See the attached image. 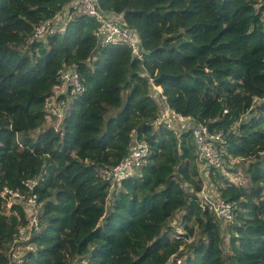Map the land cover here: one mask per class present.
<instances>
[{"label":"trees","instance_id":"trees-1","mask_svg":"<svg viewBox=\"0 0 264 264\" xmlns=\"http://www.w3.org/2000/svg\"><path fill=\"white\" fill-rule=\"evenodd\" d=\"M69 3L0 0V191L36 194L40 212L21 264H264V0H98L140 36L142 61L102 44L97 21L68 15ZM54 18L59 27L28 42ZM64 65L77 67L86 90L55 98V107L65 101L59 120L46 104ZM164 103L229 131L226 160H253L248 186L211 174L237 205L224 227L199 203L191 131L158 121ZM132 134L150 156L113 189L97 167L116 165ZM25 213L21 204L0 210V264ZM176 214L191 242L173 237Z\"/></svg>","mask_w":264,"mask_h":264},{"label":"built area","instance_id":"built-area-1","mask_svg":"<svg viewBox=\"0 0 264 264\" xmlns=\"http://www.w3.org/2000/svg\"><path fill=\"white\" fill-rule=\"evenodd\" d=\"M66 12L70 16L86 15L96 20L98 26L95 35L102 44L124 45L130 49L134 58L139 60L143 58L140 37L133 30L122 26L123 19L120 15L102 11L98 6V0H70ZM54 22V19L47 20L36 26L35 32L28 38V42H32L46 33H51L54 30V27H52ZM57 74L60 87L54 90L56 97L51 100L48 98L46 110L51 115L61 117V107L65 105V101L59 100L55 107L53 106L54 102H56L55 98L63 94L68 97L80 96L85 91V87L80 80L76 66L64 65ZM160 112L158 121L165 124L168 128H175L178 131H191L197 155V164L205 179L223 167L224 160L222 153L227 145L229 131H212L203 122L179 114L170 109L166 104L161 107ZM149 156L150 149L148 145L145 142H139L135 138H132L128 152L122 160L110 168L97 167L98 175L102 180L107 181L112 188L115 186L119 187L121 180L132 176L136 169L145 165ZM36 184L37 179H30L24 182V185L29 190H32ZM212 191V189L207 191L202 189L199 194L201 203L212 210L219 220L227 224L232 220V212L235 205L232 202L219 198ZM0 196L2 197L1 206L3 210L8 211L12 204H21L25 208L29 218L28 223L18 229V236L13 241L9 251V264H21L24 248L29 249V246H23L21 242L27 239L30 233L38 231V216L40 212L38 211L37 196L32 193L27 196L22 195L18 191H14L8 187H3ZM177 231L175 239H181L186 242L191 241L190 238L183 237L180 230L177 229ZM176 262L180 264L181 259H177Z\"/></svg>","mask_w":264,"mask_h":264},{"label":"rangeland","instance_id":"rangeland-1","mask_svg":"<svg viewBox=\"0 0 264 264\" xmlns=\"http://www.w3.org/2000/svg\"><path fill=\"white\" fill-rule=\"evenodd\" d=\"M59 23L62 24V22L60 21H55L52 24V27H56V26L59 27L60 26ZM42 40H45V39H42ZM47 124H49V122H47ZM223 160H224V164H223V167L221 168V171H222L221 173L228 179V181L232 182L235 185L248 186L249 177L247 174V169L253 160L249 158L243 160V158H239V157L231 158L229 160H226L224 158ZM205 182L208 187L214 188L213 186H210L208 181L205 180ZM179 217L180 215L176 214V217L170 220L169 224L174 226V231H175V228H179L183 230ZM222 226L224 227V224H222Z\"/></svg>","mask_w":264,"mask_h":264},{"label":"clouds","instance_id":"clouds-1","mask_svg":"<svg viewBox=\"0 0 264 264\" xmlns=\"http://www.w3.org/2000/svg\"><path fill=\"white\" fill-rule=\"evenodd\" d=\"M66 8H67V6H66ZM66 8H65V10H66ZM116 15H118V14H116ZM120 16H121V15H120ZM121 17H122V16H121ZM57 18H58V17H57ZM57 18H54V21H56ZM50 20H52V19H50ZM139 37H140V36H139ZM140 39H141V38H140ZM127 48H128V47H127ZM128 49H129V48H128ZM129 50H130V49H129ZM130 52H131V51H130ZM131 55H132V54H131ZM132 57H133V55H132ZM133 58H134V57H133ZM135 59H136V58H135ZM142 59H143V58H142ZM142 59H140V60L137 59V60L142 61ZM81 82H82V81H81ZM84 87H85V86H84ZM158 87H159L160 89H158ZM152 88L155 89V90H157L158 93L161 94V92H162V88H161V86H155V85H153ZM85 90H86V88H85ZM84 92H85V91H84ZM84 92H83V93H84ZM80 96H81V95H80ZM80 96H76V97H72V96H71V97H68V96H67V98H68V99L70 100V102H71V101L74 100V99H78ZM162 98H164V97L162 96ZM165 104H166V103H164V105H165ZM164 105H163V106H164ZM166 105H167V104H166ZM61 112H62V111H61ZM224 112H226V111H224ZM179 114H180V113H179ZM50 115H51V114H50ZM182 115H183V114H182ZM53 116H55V115H53ZM184 116H185V115H184ZM55 117L58 118V119L60 120V119L63 117V113H62L61 117H58V116H55ZM188 117H190V116H188ZM175 130H176V129H175ZM177 131H178V130H177ZM182 131H187V130H182ZM191 134H192V133H191ZM132 138H135V137H134V134H132ZM139 142H144V141H139ZM146 144H147V143H146ZM194 146H195V145H194ZM195 151H196V150H195ZM196 156H197V155H196ZM222 158H223V157H222ZM223 159H224V158H223ZM121 160H122V159H121ZM121 160H120V161H121ZM120 161H119V162H120ZM119 162H118V163H119ZM118 163H117V164H118ZM197 165H198V164H197ZM113 166H115V165H113ZM142 166H143V165H142ZM111 167H112V166H111ZM109 168H110V167H109ZM198 168H199V166H198ZM138 169H139V168H138ZM138 169H136V170L134 171L133 175L135 174V172H136ZM215 172H222V171H221V169H220V170H217V171H215ZM215 172H214V173H215ZM199 173H200V177H201V180H202V189H205L206 191L212 189V190H213L212 192H213L214 194H216L219 198H222V197L219 195V192L217 191L216 187L212 184V182H211V180H210L211 175L209 176V178L205 179V178L203 177V175L201 174L200 170H199ZM214 173H213V174H214ZM133 175H132V176H133ZM129 177H130V176H129ZM126 178H127V177H126ZM124 179H125V178H124ZM204 179H205L206 181H208L209 184H210V186H213L214 188H212V187H208V186L206 185V182H205ZM121 181H122V180H121ZM120 184H121V182H120ZM119 187H120V185H119ZM119 187L115 186L113 189H115V188H119ZM202 189L197 193L198 200H199V203H200V205L202 206V208H207V207H205V206L202 205V203H201V198H200V196H199V194H200V192L202 191ZM0 193H1V191H0ZM222 199H224V198H222ZM224 200H225V199H224ZM225 201L232 202V203L235 205V208L233 209V212H234V210L236 209L237 205H236L233 201H229V200H225ZM24 209H25V208H24ZM207 209H208V208H207ZM0 210H1L2 212H5V213L8 212V211L3 210V209H2V206L0 207ZM208 210H210V209H208ZM210 211H212V210H210ZM212 212H213V211H212ZM233 212H232V217H233ZM213 213H214V212H213ZM25 214H26V213H25ZM214 214H215V213H214ZM215 216H216V215H215ZM216 218H217V216H216ZM220 222H221V220H220ZM222 224H224V226H225V225H227V224H229V223L225 224V223L222 222ZM23 227H24V226H23ZM19 228H20V227H19ZM177 229L180 230L181 235H182L183 237H186V236L184 235V234H185L184 230H181V229H179V228H175V232H174V234H173V237H174V238H175L176 233L178 232ZM30 234H31V233H30ZM29 236H30V235H29ZM29 236H28V238H29ZM28 238H27V239H28ZM186 238H190L191 241H192V237H186ZM27 239H25L24 241H22V242H21V245H23V246H29V249H30V248H31V245H29V244H23V242H25ZM182 241H183V240H182ZM191 241H190V242H191ZM12 244H13V242H12ZM27 250H28L27 248H26V249L24 248V250H23V256H24V254L26 253ZM9 263H10V257H9ZM9 263H8V264H9ZM176 263H177V262H176ZM177 264H178V263H177Z\"/></svg>","mask_w":264,"mask_h":264}]
</instances>
